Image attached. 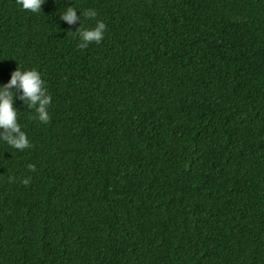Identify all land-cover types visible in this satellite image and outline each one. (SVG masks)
<instances>
[{"label":"trees","instance_id":"16d2710c","mask_svg":"<svg viewBox=\"0 0 264 264\" xmlns=\"http://www.w3.org/2000/svg\"><path fill=\"white\" fill-rule=\"evenodd\" d=\"M18 67L51 119L12 89L0 264H264V0H0V86Z\"/></svg>","mask_w":264,"mask_h":264},{"label":"clouds","instance_id":"9594fccd","mask_svg":"<svg viewBox=\"0 0 264 264\" xmlns=\"http://www.w3.org/2000/svg\"><path fill=\"white\" fill-rule=\"evenodd\" d=\"M45 0H16V3L25 11L32 13L41 12V8ZM97 13L94 10L83 12L84 18H95ZM60 19L68 25H73L77 22L78 16L74 6L66 8V11L60 16ZM106 24L103 21H98L92 29H83L82 26L76 31L81 39L79 48H87L90 43L95 42L100 44L104 39ZM12 89L19 91L21 94L19 99L28 107L35 108L38 114V119L42 123H48L51 119L48 113V107L51 104L52 97L48 94L45 87V81L41 74L36 69L21 71L18 67L12 74L9 82L0 86V129L3 133L0 134V139H3L7 144L17 150H25L32 145L24 131L18 123V110L14 107V95ZM28 169L35 171V165L29 164ZM12 179L11 177L9 178ZM23 184L28 185L29 179H23Z\"/></svg>","mask_w":264,"mask_h":264}]
</instances>
